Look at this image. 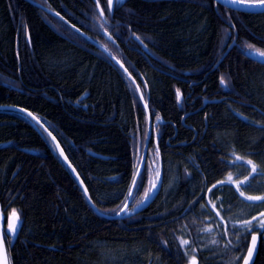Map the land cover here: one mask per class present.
Here are the masks:
<instances>
[{
    "label": "trees",
    "instance_id": "1",
    "mask_svg": "<svg viewBox=\"0 0 264 264\" xmlns=\"http://www.w3.org/2000/svg\"><path fill=\"white\" fill-rule=\"evenodd\" d=\"M88 37L126 67L152 123L165 122L129 209L160 164L162 189L137 215L102 216L40 126L0 109V202L6 225L21 223L14 241L5 234L9 263L241 264L258 234L264 264V199H249L264 198V65L246 54L264 52V13L214 0H123L113 13L107 0H0V106L39 120L112 216L149 123L134 83Z\"/></svg>",
    "mask_w": 264,
    "mask_h": 264
},
{
    "label": "water",
    "instance_id": "2",
    "mask_svg": "<svg viewBox=\"0 0 264 264\" xmlns=\"http://www.w3.org/2000/svg\"><path fill=\"white\" fill-rule=\"evenodd\" d=\"M216 3L237 11V12H242V13H249V14H261L264 13V7H250L248 6L246 3H234L233 0H214ZM115 2L116 0H111V4H110V9H111V13H113L114 7H115ZM37 4V3H36ZM39 5V4H37ZM43 9L52 14L53 16L67 22L60 14L51 11L50 9L42 6ZM68 23V22H67ZM77 32H81L79 31L77 28L73 27ZM89 38V37H88ZM89 40L96 45L98 48H100L102 51H104L106 54L109 55L110 59L112 60L113 63H115L117 66H119V68L125 73L128 74L127 69L125 68V66L120 63L116 58L112 57L107 50L102 47L101 45H99L98 43H96L95 41H93L91 38H89ZM113 40V39H111ZM233 46V45H232ZM231 46V47H232ZM230 47V49H231ZM254 53L253 55H248L251 59H253L254 61L263 64L264 65V58H261L259 56L258 52H252ZM130 79H132V77H129ZM142 101H143V105L146 109L147 112V116H148V120H149V134H148V138H147V143H146V148L143 154V158L141 161V164L139 166V170L135 176L133 185H132V189L130 192V196L128 199V202L125 204V206L114 216L111 215H106V214H102L100 211H98V209L96 208L95 204L92 202L89 192L84 184V182L82 181L80 175L78 174L77 170L75 169V167L72 165V163L69 161L66 153L64 152L63 148L61 147L60 143L58 142V140L56 139V137L39 121L37 120L33 115H29L30 113L22 108H18V107H7V106H0V109H8V110H17L29 117H31L33 119V121L40 126V128H42L49 136V138L51 139L56 152L58 153V155L61 157V159L63 160V162L65 163L66 167L71 171V173L73 174L74 178L76 179V181L78 182L80 188L82 189L87 201L89 202V204L94 208V210L102 215L105 216L107 218L110 219H118V218H123V217H130L133 216L143 210H145L147 207H149V205L155 200V198L157 197V195L160 193L161 189H162V184H163V171H162V165L160 164V170L157 173L156 178H154L153 184L151 185L148 193H147V199L146 196L142 199V201L135 205L133 207V209H129V206L131 204V199H132V195L134 193L135 187L137 185V182L145 168V164H146V156H147V147L149 145V141L151 138V127H152V120L150 117V111H149V107L148 104L145 102L144 98L142 97ZM161 123H165L163 121H161ZM158 123L156 122L155 126H157ZM49 133L51 135H49ZM53 137H55V139H53ZM91 154L98 156V154H95L93 152H90ZM66 157V159H65ZM102 157V156H101ZM9 225H12V238L13 241L16 239L18 233L20 232L21 229V223L19 220L18 216H12L9 219ZM9 225L6 227V222H5V217H4V213H3V209H2V205L0 202V264H10L9 263V257H8V251H7V246H6V242H5V232L8 234V228ZM260 236L258 234H254L251 239H250V244L246 253V256L244 258V260L242 261L241 264H245V261H248V264H254L256 262L258 253H259V248H260ZM249 252H251V257H249ZM191 264H200V262L198 261H193Z\"/></svg>",
    "mask_w": 264,
    "mask_h": 264
},
{
    "label": "snow or ice",
    "instance_id": "3",
    "mask_svg": "<svg viewBox=\"0 0 264 264\" xmlns=\"http://www.w3.org/2000/svg\"><path fill=\"white\" fill-rule=\"evenodd\" d=\"M107 2L109 4H111V0H107ZM233 2L234 3H246L250 7H264V0H233ZM246 54L247 55H253L254 53L249 52V53H246ZM259 56L261 58H264V52H260L259 53ZM221 83L222 84L224 83L223 79L221 80ZM29 115H31V114H29ZM49 135H51V134L49 133ZM53 139H55V137H53ZM65 159H66V157H65ZM248 163L250 164L251 162H248ZM252 171L253 172L257 171L256 168H255V166L252 167ZM241 195H243V193H241ZM146 199H147V196H146ZM249 199H264V198H261V197L251 198L250 197ZM261 215H264V213H262ZM244 226L245 227H251V222L250 221H246L244 223ZM259 227L260 228H264V221H261L260 222ZM8 235L11 238V235H12V225H9ZM185 243H187V241H185ZM249 257H251V252H249ZM245 264H248V261L247 260L245 261Z\"/></svg>",
    "mask_w": 264,
    "mask_h": 264
},
{
    "label": "flooded vegetation",
    "instance_id": "4",
    "mask_svg": "<svg viewBox=\"0 0 264 264\" xmlns=\"http://www.w3.org/2000/svg\"><path fill=\"white\" fill-rule=\"evenodd\" d=\"M72 28H73V26H72ZM76 28V27H75ZM74 29V28H73ZM75 30V29H74ZM135 85V84H134ZM135 87H136V89H137V92H138V94H139V96H140V92L142 93V95H143V91H142V89L140 88V86H138V84L137 85H135ZM140 90V91H139ZM144 96V95H143ZM8 107V106H7ZM25 110V109H24ZM27 111V110H26ZM30 113V112H29ZM31 114V113H30ZM32 115V114H31ZM27 116V115H26ZM28 118H30L31 120H33L31 117H29V116H27ZM156 121H153V128H152V135H154V133H155V130H157V127L160 125V123L158 122V120L159 119H155ZM156 122L158 123V125L157 126H155V124H156ZM161 125H163V124H161ZM155 128V129H154ZM241 193V192H240ZM215 207V206H214Z\"/></svg>",
    "mask_w": 264,
    "mask_h": 264
},
{
    "label": "rangeland",
    "instance_id": "5",
    "mask_svg": "<svg viewBox=\"0 0 264 264\" xmlns=\"http://www.w3.org/2000/svg\"><path fill=\"white\" fill-rule=\"evenodd\" d=\"M260 186H262V182L260 180H258L256 182H254V185H252L251 187H249V189L250 190L252 189V191L257 192V191L260 190V189H258V188H260Z\"/></svg>",
    "mask_w": 264,
    "mask_h": 264
},
{
    "label": "bare ground",
    "instance_id": "6",
    "mask_svg": "<svg viewBox=\"0 0 264 264\" xmlns=\"http://www.w3.org/2000/svg\"><path fill=\"white\" fill-rule=\"evenodd\" d=\"M32 2H33V1H32ZM38 6H40L41 8H43L41 4H39ZM53 12H54V11H53ZM148 146H149V145H148ZM145 148H146V146H145ZM144 151H145V149H144ZM147 151H148V147H147ZM143 154H144V152H143ZM146 158H147V156H146ZM141 212H142V211H141ZM141 212H139V213H141ZM139 213H137V214H139ZM137 214H135V215H137ZM112 216H114V215H112ZM133 216H134V215H133ZM118 219H119V218H118ZM252 236H253V235H252ZM252 236H251V237H252ZM245 256H246V255H245ZM244 258H245V257H244ZM243 260H244V259H243ZM194 261H195V260H194ZM196 261H198V260H196ZM192 262H193V261H192ZM192 262H191V263H192ZM198 262H199V261H198ZM191 263H190V264H191ZM254 264H255V263H254Z\"/></svg>",
    "mask_w": 264,
    "mask_h": 264
}]
</instances>
